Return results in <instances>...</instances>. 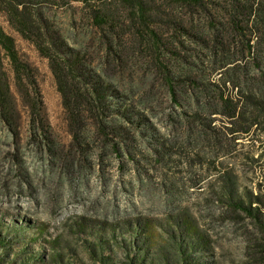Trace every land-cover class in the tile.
Instances as JSON below:
<instances>
[{"label":"rangeland","instance_id":"374dc122","mask_svg":"<svg viewBox=\"0 0 264 264\" xmlns=\"http://www.w3.org/2000/svg\"><path fill=\"white\" fill-rule=\"evenodd\" d=\"M15 1L0 0V27L45 123L29 132L32 86L0 48V264H264V21L249 12L264 0L19 1L100 79L97 123L69 118L47 58L7 19Z\"/></svg>","mask_w":264,"mask_h":264},{"label":"trees","instance_id":"16d2710c","mask_svg":"<svg viewBox=\"0 0 264 264\" xmlns=\"http://www.w3.org/2000/svg\"><path fill=\"white\" fill-rule=\"evenodd\" d=\"M22 0H16L9 4L6 10L7 19L10 25L24 38L30 40L38 52L47 58L50 70L57 83L58 91L62 97V103L66 109L68 116L73 121L83 118L85 115L94 120L95 123L101 122V110H103L104 103V90L99 88L100 79L94 83L91 82L92 77L91 69L86 67L80 58L79 48L69 46L64 41L55 40L50 33L46 20L42 18L39 12L32 13L27 5H24ZM29 1V0H28ZM127 1V0H126ZM176 3L187 5H200L202 0H175ZM130 5L131 2L128 0ZM140 13V17L145 13L144 4L142 1L135 3L134 7ZM250 17L252 21H264V13L259 12V3L251 6ZM94 23L98 27L104 25H111L112 29L114 24L112 20L101 13L99 10L92 11ZM42 36L49 39V43L45 40L42 41ZM51 46L54 47L52 51ZM0 48L3 49L14 71V78L18 85H21L22 80L26 78L32 86V90L25 89L24 96H26L27 103L30 108L29 115V132L38 135L39 131L43 132V124L45 123L44 115L42 114L43 102L41 99L40 91L34 80L32 69L28 63L22 61L15 48L14 39L8 35L0 27ZM249 48V45H248ZM224 64L223 67H226ZM227 66L224 70H227ZM232 67V66H231ZM77 79V81H76ZM83 79V80H80ZM90 81H89V80ZM234 85V84H233ZM107 89L105 88V91ZM220 104L222 108L228 110L226 117L237 119L240 109L238 102L232 103L230 98H221ZM258 100L252 102L255 108H263L264 105ZM12 106V98L10 94V87L0 75V116L6 119L10 108ZM7 121V120H6ZM254 120L249 121V126L255 125ZM44 134H42L43 136ZM1 240V238H0ZM1 242V241H0ZM5 253V252H4ZM5 255V254H4Z\"/></svg>","mask_w":264,"mask_h":264}]
</instances>
